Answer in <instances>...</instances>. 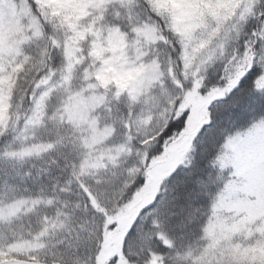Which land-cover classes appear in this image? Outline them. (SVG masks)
I'll return each mask as SVG.
<instances>
[{"label":"snow or ice","instance_id":"1","mask_svg":"<svg viewBox=\"0 0 264 264\" xmlns=\"http://www.w3.org/2000/svg\"><path fill=\"white\" fill-rule=\"evenodd\" d=\"M220 2L216 0L217 4ZM28 7L33 26L22 37L0 31V114L5 108L8 111L6 118L0 117V138L6 139L11 134V142L0 147V161L15 164L45 150L52 152L71 146L82 153L73 165L72 176L84 200H65L61 204L55 196L49 198L42 194L31 200V208L25 199L0 204V222L14 220L27 209L28 215L35 214L39 223L27 243L5 232L7 242L0 245V264L21 261L40 264L41 254L46 261L50 246L44 241L55 232L73 238L69 246L75 243L77 256L81 246L87 250L91 244L89 264H101L98 257L103 251L105 226L108 232L116 230L119 224L113 217L117 210L132 204L153 185L158 187L132 221L121 251L128 264H132L129 242L134 235L140 239L137 229L143 221L151 229L146 238L147 264H170L163 253L175 249L168 223L171 205L178 194L197 189L209 202L208 215L218 220V210L233 191L248 190L254 179L264 187V0H241L230 19L218 14L215 8L186 16V9L194 6L174 8L166 0H106L71 6L64 0H29ZM71 7L95 10L78 24L70 13ZM97 23L101 26L99 32ZM116 35L123 48L111 39L105 44V37ZM82 36L85 39L80 47L86 59L77 74L82 79L81 86L87 85L89 91L99 93L94 99L102 105L97 111L104 112L100 118L103 124L92 120L91 142L87 138H67L66 143L59 131L65 125L46 106L51 103L53 89L70 88L65 82L73 69L66 58L54 69L49 64L51 57L47 48L59 49L63 56L66 42L78 41ZM33 42L37 53L29 56L25 46ZM100 44L105 47L101 48ZM161 47L168 49L163 61L159 55ZM224 49H229L230 55L217 59V54ZM132 50L136 55L129 62L128 52ZM102 52L112 55L101 57ZM17 65L32 78L24 98L27 100L31 95V106L23 117L19 115L23 103L18 107L13 103L21 74L16 70ZM209 65L219 66L214 75L208 74ZM188 98H195L196 103L185 106ZM113 104L116 109L112 108ZM49 115L56 126V140L37 144V126L42 123V117L46 121ZM117 125L122 130V138L113 149L114 154L93 159L88 148L105 136L109 137L105 143H111L117 135ZM69 127H73L75 136L81 135L73 125ZM29 132L33 133L31 146H28ZM149 138L153 139L149 142ZM177 138L190 140V145H185L182 153L150 185L146 173L166 158L169 145ZM125 157L127 162L121 163ZM93 170H97L95 177L82 174ZM100 177H111L116 182L109 187ZM128 180L132 182L126 185ZM116 189L123 195L113 208L112 194ZM42 209H53L55 214L50 216L46 210L42 213ZM213 227L208 220L203 229L206 236L212 235ZM255 239L257 243L252 248L241 250L236 245L230 252L229 264H249V258L252 264H264V239L260 234ZM153 242L161 246L159 251L151 249ZM215 244L213 240L211 246ZM194 255L189 252L173 257L171 264H190L184 257ZM73 259L69 251L64 264H73ZM119 260L120 256L113 255L107 264H118Z\"/></svg>","mask_w":264,"mask_h":264},{"label":"trees","instance_id":"2","mask_svg":"<svg viewBox=\"0 0 264 264\" xmlns=\"http://www.w3.org/2000/svg\"><path fill=\"white\" fill-rule=\"evenodd\" d=\"M100 28L101 26L97 23L96 31L99 32ZM25 51L29 56H35L37 53L36 43L33 42L31 45H26ZM47 52L51 57L49 64L52 65L54 69H58L62 64L63 59H67L65 52L62 56L59 49L54 50L53 48L48 47ZM167 54V48L161 47L159 49L161 61L165 59ZM83 61L84 60L76 62L72 67L73 72L70 74L69 80L65 82L66 85H70V88L66 86L63 91H57L56 89L52 90L54 95L52 96L51 103L46 106L48 112L54 113L58 117L66 96L69 93L82 88V79L77 74V69ZM16 70L21 74L18 77L19 86L16 87L15 99L13 103L17 107L23 103V110L19 113L20 117H23L31 106V95L28 96L27 100L24 98L25 94L28 92L32 78L26 76L24 74L25 69L19 65ZM16 79L17 77L14 74L13 85L16 84ZM101 107L102 105H100L97 109H100ZM112 108L116 109V105L113 104ZM15 111L16 108L14 107L13 112ZM96 114L98 116V120H100L101 124H103V120L100 118L104 115V112L97 111ZM120 115L121 117L124 115L122 110L120 111ZM51 121V115L48 116V120L46 121L42 119V123L37 126L35 143L45 144L49 141L56 140V132L54 131L56 126L53 125ZM44 124H47L48 127H44ZM63 124L65 126L62 129H59V131L66 138V143L69 142L67 138L83 139L82 134L77 131L76 128L75 132L80 133L81 135L79 137L74 135L73 127H69V125H71L70 123L63 121ZM117 128L118 131L115 139L112 140L111 143H105L106 146H118L119 141L122 138V130L119 129V125H117ZM32 136L33 133L29 132L28 146L32 143ZM108 139L109 137L106 140ZM151 139L153 138H149V142ZM10 142L11 134H9L6 139L0 138V147H3ZM16 146L20 147L19 144ZM81 154V152L74 150L71 146H68L66 148H58L52 152L45 150V152L32 155L31 157H27L15 164L11 161H0V204L14 202V200L17 199L38 198L41 197L42 194L43 196L49 198L55 196L61 204L65 200L71 202H83L84 197L80 192L76 179L72 176L73 165L77 164ZM126 162L127 160L125 157V160L121 161V163ZM205 167H207V165H205ZM133 169L136 172H139V169L135 168L134 165ZM96 171L97 170L92 172H83L82 174L85 177H95ZM129 171H132V169H129ZM146 174L148 175V172ZM113 175L115 174L113 173ZM100 178L105 179V183L109 184V187H111L112 183L116 182L111 177ZM131 182V180H128L126 185ZM122 195L123 192L120 189H116L113 192V203L111 207H116L115 201L119 200ZM169 197L171 198V192L169 193ZM208 203L206 195L201 194L197 189H190L184 193L178 194V199L171 205V210L169 212L170 222L168 223V233L170 239L175 242V249L172 251H165L163 253V255L169 259L170 264L173 257H181L182 254L189 252L196 254L192 257H184L186 261H190V264H201V261H203V264H229V254L236 245L241 246V250L244 248L254 247L257 243L255 239L257 234H260V238L264 239V233L261 232V230L264 229V215H258L252 219H244V214L241 212L219 209V219L217 220L215 217L208 215ZM45 210L50 216L55 214L53 209H42L41 212L43 213ZM135 217L136 215H132L129 220L130 222L128 221V224L126 225V230L124 231L121 239V249L124 243V236ZM208 220H210L214 225L211 236H206L203 232V229L207 226ZM38 228L39 223L36 215L33 214L29 216L28 212H26V214H20L14 220L7 223L0 222V245H4L7 242L5 232L9 235H15L18 238H23L22 242L27 243L29 235L34 234ZM106 229L107 228L105 226L104 237ZM150 232V227H145L142 221L141 225H139L137 229V234L140 239L138 240L137 235H134L129 242V256L133 257L132 264H147L146 250L148 249V244L146 238L149 237ZM72 239L73 238L71 236L62 232H55L47 236L44 241L50 246L47 251V260L45 261L43 259V254H41L40 264H64V257L69 251H71L74 257L73 264H89L88 256L89 252L92 250V245L89 244L87 250L81 246L79 255L77 256L75 255V243H73L71 247L69 246V241ZM213 240L216 241L214 247L211 246ZM141 241L144 242L141 243ZM61 245L63 246L61 247ZM160 247L161 246L156 242L151 244V249L159 251ZM200 254H203V256ZM113 255H117V252L106 258L104 264H107V261L111 259ZM100 256L98 257V261ZM20 264H23V261H21ZM249 264H252L251 258H249Z\"/></svg>","mask_w":264,"mask_h":264},{"label":"rangeland","instance_id":"3","mask_svg":"<svg viewBox=\"0 0 264 264\" xmlns=\"http://www.w3.org/2000/svg\"><path fill=\"white\" fill-rule=\"evenodd\" d=\"M28 2L29 1L27 0H0V31L7 32L13 37H22L33 26V18L30 15ZM85 2L91 5L92 3L97 2L105 3L106 0H64V3L70 6L79 5ZM240 2L241 0H221V2L217 4L216 0H166V3L172 5L174 8H180L182 5L194 6L186 9V16L192 14L193 12L197 15L207 13L210 8H215V11L218 14L225 16L226 19H230L234 8L238 7ZM94 10L95 9H91L90 7L83 9L80 7H71L70 13L76 17V22L79 24L81 21L85 20L88 15H91ZM88 23L91 24V21H88ZM80 30H83V25H81ZM88 35H91V32H89ZM84 39L85 37L82 36L78 41L70 43L66 42L65 55L72 64V67L76 62L86 59V57L82 54V49L80 47ZM109 39H111L113 44H117L120 48H123V45L119 44V35L105 37V44ZM97 43H99V37L97 38ZM105 44H100V47H105ZM111 55V52L101 53V57L108 56L110 58ZM135 55V50L128 52V56L130 58L129 62H131V58L135 57ZM4 59L7 62L6 54L4 55ZM87 71L88 69L86 68L85 72ZM98 95L99 93L89 91L87 85H83L81 89L71 92L66 96L64 104L58 115L60 121L73 125L76 130L82 134L83 139L87 138L90 142L92 141V136L89 133V128L92 120H97V123L102 125L96 114L97 108L101 105L100 102L94 99V97ZM195 103V98H188L185 106ZM93 113H95V116L92 115ZM7 116V108H5L3 113L0 114V117L6 118ZM107 138L108 136H105L103 139L96 140L95 143H92V146L88 148L87 151L93 159L96 157H106L109 154H114L113 149L116 146H106L105 140ZM185 145H190V140L177 138L176 141L169 145L166 158H162L161 161L152 165L148 170L150 185L155 177L182 153L185 149ZM157 187L158 185H153L152 187L146 188L141 195L137 196L136 200L132 204L117 211V214L113 217V219L118 220L119 226L112 232H108L106 229L103 251L99 259L101 264H104L105 259L116 252L117 255L120 256L118 264H128L121 251V239L124 231L126 230V225L132 215H137L139 209L143 207L144 204L150 202L152 196L154 195L155 188ZM32 199L34 198H25V200L29 201L28 208L33 207L30 203ZM220 209L241 212L244 214V219H252L258 215H264V187H261L260 182L254 179L253 182L249 184L248 190L233 191L231 195L225 199L224 204ZM26 212L27 209L22 210L20 214H26Z\"/></svg>","mask_w":264,"mask_h":264},{"label":"clouds","instance_id":"4","mask_svg":"<svg viewBox=\"0 0 264 264\" xmlns=\"http://www.w3.org/2000/svg\"><path fill=\"white\" fill-rule=\"evenodd\" d=\"M229 55H230V50L224 49L223 51H221L217 54V59H220V60L226 59ZM218 67H219L218 65H216V66L209 65L208 74L210 76L214 75L215 72L217 71Z\"/></svg>","mask_w":264,"mask_h":264}]
</instances>
